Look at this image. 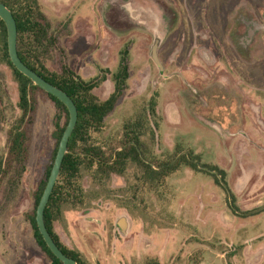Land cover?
<instances>
[{
	"label": "rangeland",
	"instance_id": "obj_1",
	"mask_svg": "<svg viewBox=\"0 0 264 264\" xmlns=\"http://www.w3.org/2000/svg\"><path fill=\"white\" fill-rule=\"evenodd\" d=\"M62 31L61 61L84 79L104 76L93 92L105 99L119 54L128 53L127 88L108 114L103 135L120 134L147 115L157 158L190 151L223 171L226 188L189 167L167 179V191L119 190L84 178L83 205L67 204L53 232L87 264H264L263 0H39ZM158 39L156 55H151ZM27 163L21 177L0 182V264H50L27 220L36 186L52 161L58 110L36 95ZM17 82L0 52V155L20 111ZM146 112V111H145ZM223 184V182H222ZM231 202V203H230ZM121 221V224L119 222Z\"/></svg>",
	"mask_w": 264,
	"mask_h": 264
},
{
	"label": "trees",
	"instance_id": "obj_2",
	"mask_svg": "<svg viewBox=\"0 0 264 264\" xmlns=\"http://www.w3.org/2000/svg\"><path fill=\"white\" fill-rule=\"evenodd\" d=\"M11 10L17 28V51L20 59L35 70L45 80L64 90L77 107V121L67 144L57 180L44 209V222L47 230L56 244L67 256L74 258L78 264L83 262L78 255L64 246L53 232V221L60 218L65 205H83L89 198L83 186L84 178L91 184L106 186L112 175H119L125 180V186L119 188L129 192L133 198L139 191L157 193L159 196L167 191V179L176 173L181 166L195 171L210 174L214 180L226 188L223 171L214 166L200 163L197 155L190 151L182 153L173 159L181 150H176L170 156L157 158L152 146L155 135L147 115L154 112L152 103L137 115L135 119L126 120L120 134L103 135L104 123L108 114L115 108L127 88L128 53L124 48L120 51L118 67L110 75L113 82L112 92L100 99L93 92L104 76L84 79L75 73L66 62L61 61V70L51 71L45 59L55 52L63 53L60 38L62 31L54 26L42 8L39 0H0ZM0 52L4 61L12 70L17 82L18 100L16 103L20 114L12 120L6 131V147L0 155V182L7 176L21 177L24 172L31 139V123L36 110V95H43L52 101L57 110L55 120V148L67 123L68 112L65 105L52 94L45 92L39 86L30 84L29 78L14 68L11 64L6 45V29L0 19ZM146 111V112H145ZM51 163L45 169L44 176L36 186L33 197V210L27 215V220L33 230L37 246L49 258L50 264H62L45 244L37 229L34 214L35 207L45 185ZM209 170L216 171V173ZM220 176L221 181L219 177ZM143 264H160L158 259L146 257Z\"/></svg>",
	"mask_w": 264,
	"mask_h": 264
},
{
	"label": "water",
	"instance_id": "obj_3",
	"mask_svg": "<svg viewBox=\"0 0 264 264\" xmlns=\"http://www.w3.org/2000/svg\"><path fill=\"white\" fill-rule=\"evenodd\" d=\"M0 19L3 21L6 29L7 53L11 64L24 76L29 78L30 84L39 86L45 92L52 94L59 101H61L65 105L68 112L67 123L59 138L56 152L45 185L43 187V190L35 207L34 219L37 229L42 236V239L44 240L45 244L50 249V251L54 254V256H56L61 261L62 264H78L74 258L69 257L65 253H63V251L59 248V246L56 244L53 237L47 230L44 222V209L48 202L49 196L53 190L54 184L57 180L63 157L67 152V144L69 137L72 134V131L77 121V116H78L77 107L74 101L72 100V98L64 90L55 86L49 81L45 80L41 75H39L35 70L27 66L20 59L16 46V42H17L16 22L11 10L3 2H0ZM157 43L158 41L156 40L155 44H153L151 48V55L152 58L155 60V62L159 65L160 62L156 55ZM209 171L216 173V171L213 170H209ZM217 176L220 179V176L219 175ZM220 182H222L221 179ZM119 224H121V221L119 222Z\"/></svg>",
	"mask_w": 264,
	"mask_h": 264
},
{
	"label": "flooded vegetation",
	"instance_id": "obj_4",
	"mask_svg": "<svg viewBox=\"0 0 264 264\" xmlns=\"http://www.w3.org/2000/svg\"><path fill=\"white\" fill-rule=\"evenodd\" d=\"M264 1V0H263ZM263 18H264V16H263ZM257 27L259 28H264V20H263V22H257ZM157 41H158V39H157Z\"/></svg>",
	"mask_w": 264,
	"mask_h": 264
},
{
	"label": "crops",
	"instance_id": "obj_5",
	"mask_svg": "<svg viewBox=\"0 0 264 264\" xmlns=\"http://www.w3.org/2000/svg\"><path fill=\"white\" fill-rule=\"evenodd\" d=\"M195 264H200V261H199V262H197V263H195Z\"/></svg>",
	"mask_w": 264,
	"mask_h": 264
}]
</instances>
